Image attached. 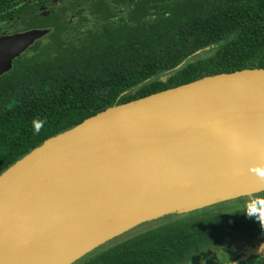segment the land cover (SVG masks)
Instances as JSON below:
<instances>
[{"label": "water", "instance_id": "1", "mask_svg": "<svg viewBox=\"0 0 264 264\" xmlns=\"http://www.w3.org/2000/svg\"><path fill=\"white\" fill-rule=\"evenodd\" d=\"M47 33L1 36L0 76ZM262 191L264 68L203 76L98 110L5 169L0 264H73L143 222Z\"/></svg>", "mask_w": 264, "mask_h": 264}, {"label": "trees", "instance_id": "2", "mask_svg": "<svg viewBox=\"0 0 264 264\" xmlns=\"http://www.w3.org/2000/svg\"><path fill=\"white\" fill-rule=\"evenodd\" d=\"M10 1L0 0V11ZM43 1L49 0H30L32 8ZM58 1L72 21L54 13L32 17L51 33L0 76V174L98 110L203 76L264 68V0ZM258 237L264 203L235 211L214 206L76 264H177L204 259L218 244Z\"/></svg>", "mask_w": 264, "mask_h": 264}, {"label": "flooded vegetation", "instance_id": "3", "mask_svg": "<svg viewBox=\"0 0 264 264\" xmlns=\"http://www.w3.org/2000/svg\"><path fill=\"white\" fill-rule=\"evenodd\" d=\"M14 1H16V2H14ZM14 1H10V2L5 3L3 5L4 9L2 11H0V37L5 36V35H12L15 33L24 32V31H27L30 29H47L48 33L45 36H43L42 38L36 40L31 46H33L36 42L43 40L48 34L51 33V29H52L51 27H36V26H34L37 24L33 25V21H32L33 18H39V17L44 18V17H46L45 14L47 15L50 13H54L55 17H64V16L66 17V16H68L69 17L68 20L70 21L71 17L74 16V14L70 13L68 11V9L66 11L63 10L61 12L62 7L58 6V4L60 3V1H58V0L43 1L40 5H35V8H32L30 0H24V1L14 0ZM41 1L42 0H40V2ZM64 5H67V4L65 3ZM40 10H43V12H41ZM36 14H38L39 16L37 17ZM60 14H61V16H60ZM25 52H23L22 54H24ZM262 203H264V199L260 200L256 204L254 203L252 205H247L246 208H251L252 206L254 207V206L260 205ZM205 208L206 207H204V209ZM215 208H218V207H215ZM231 208H232V209H230L231 211H235L238 209H246V208H241V207H237V208L231 207ZM201 209L203 210V208H201ZM201 209H198V211H200ZM222 210H224V209H222ZM188 213H190V212H188ZM183 214H187V213H183ZM177 215H179V214H168L166 216H163L162 218H160V220L166 219L165 221L160 222L158 225L147 228V229L140 231L136 234H132V235L124 238L123 240H121L119 242L131 239L135 235L144 233V232H146L152 228H156L160 225H164V224H167L170 222H174V221H176L177 217H179ZM262 242H264V237H258V238H254V239H245V238L237 239V240L231 241L229 243L218 244V245L214 246V248L210 249L207 253H205L206 257L204 259H195V260L183 259V260H181V262H179L177 264H264V252L253 254V253H250L248 251V248H250V247L255 248L257 245H259ZM116 243H114V244H116ZM114 244H112L106 248H109V247L113 246ZM98 252L91 254V251H90L87 254L88 255L87 257L94 256ZM82 259L83 258H80L78 261H80ZM78 261H76L73 264H76ZM145 264H158V262H156V263L151 262V263H145ZM167 264H170V263L168 262ZM171 264H174V263H171Z\"/></svg>", "mask_w": 264, "mask_h": 264}, {"label": "rangeland", "instance_id": "4", "mask_svg": "<svg viewBox=\"0 0 264 264\" xmlns=\"http://www.w3.org/2000/svg\"><path fill=\"white\" fill-rule=\"evenodd\" d=\"M61 11H62V9H61ZM60 16H61V14H60ZM209 49L203 50V51L197 53L196 55H198L200 53L202 54L203 52L208 51ZM262 199H264V191L259 192V193H255V194H252V195H248V196L237 197V198H234V199H230V200H226V201H223V202H219V203H216V204L207 206L206 208H213L214 206L215 207H218V208H221V209H232L231 207H235V208H237V207L246 208L247 205H252L254 203L256 204L257 202H259ZM182 214L183 213H181V214H179L177 216H180ZM164 216H166V215H164ZM162 217L163 216L136 225V227H134V228L126 231L125 233L119 235L118 237L112 239L111 241H108V242L104 243L103 245L99 246L95 250H92L91 251V254L96 253V252H98V251H100V250H102V249H104V248H106V247H108V246L116 243V242H119V241L123 240L124 238H126V237H128V236H130L132 234H136V233H138L140 231H143V230H145L147 228H150V227H153V226L158 225L160 222H163V221L166 220V219L160 220V218H162ZM87 256L88 255L86 254L82 258L85 259V258H87Z\"/></svg>", "mask_w": 264, "mask_h": 264}]
</instances>
